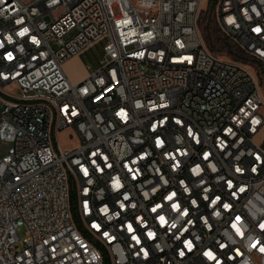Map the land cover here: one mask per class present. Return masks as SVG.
<instances>
[{
    "label": "built area",
    "instance_id": "obj_1",
    "mask_svg": "<svg viewBox=\"0 0 264 264\" xmlns=\"http://www.w3.org/2000/svg\"><path fill=\"white\" fill-rule=\"evenodd\" d=\"M3 143L0 264H264V0H0Z\"/></svg>",
    "mask_w": 264,
    "mask_h": 264
},
{
    "label": "rangeland",
    "instance_id": "obj_2",
    "mask_svg": "<svg viewBox=\"0 0 264 264\" xmlns=\"http://www.w3.org/2000/svg\"><path fill=\"white\" fill-rule=\"evenodd\" d=\"M206 11L207 1L203 3L199 17L200 26L202 27V30H204L203 21L206 17ZM105 44L106 40L103 39L95 43L92 47H90L80 55L70 59L67 63H65L64 70L73 84L81 83L91 74V71L87 68L88 66H92L93 70L99 68V63L102 58V52ZM57 140L59 141L61 147L64 150L75 148L78 145L77 137L74 132L70 129H66L60 132V134L57 136ZM8 150L9 144H1L0 157H4L8 153ZM18 236L21 239V241L19 242V245H21L27 238L26 230L24 228L19 229Z\"/></svg>",
    "mask_w": 264,
    "mask_h": 264
}]
</instances>
